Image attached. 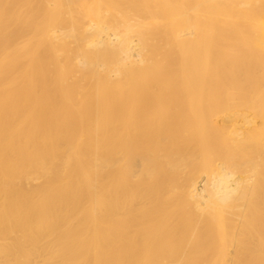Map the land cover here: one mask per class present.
<instances>
[{
    "label": "bare ground",
    "instance_id": "obj_1",
    "mask_svg": "<svg viewBox=\"0 0 264 264\" xmlns=\"http://www.w3.org/2000/svg\"><path fill=\"white\" fill-rule=\"evenodd\" d=\"M0 264H264V0H0Z\"/></svg>",
    "mask_w": 264,
    "mask_h": 264
}]
</instances>
